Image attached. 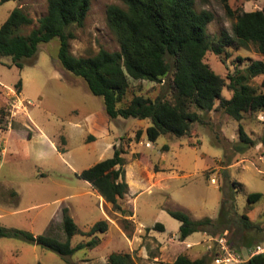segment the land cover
<instances>
[{"label": "rangeland", "instance_id": "1", "mask_svg": "<svg viewBox=\"0 0 264 264\" xmlns=\"http://www.w3.org/2000/svg\"><path fill=\"white\" fill-rule=\"evenodd\" d=\"M228 2L235 14L264 8V0ZM110 6L126 9L121 0H92L84 26L73 28L71 51L75 56L120 51L108 25ZM16 8L34 21L22 31L27 35L48 13V2L22 0L0 5V27ZM195 8L213 13L207 28L213 41L218 42L223 32L234 36L235 14L230 15L221 1L196 0ZM58 50V39L41 44L33 58L22 61L23 70L12 58L0 56V228L65 241L63 215L68 209L80 230L72 246L92 239L99 244L64 260L37 243L0 238V264H109L113 253L131 255L134 264H169L181 255L217 264L223 237L245 264L249 249L264 246V111L246 113L236 121L218 108L219 102L207 113L192 107L202 122L195 123L189 135H164L152 142L146 135L150 120L111 119L103 99L61 66ZM253 61L264 62L253 43L227 47L221 55L209 51L204 58L225 81L222 95L227 99L233 96L230 77L246 73ZM171 78L161 83L129 79L118 108L136 96L163 97L174 103L177 95ZM263 79L250 78L258 94H264ZM240 127L255 143L245 151L240 150ZM117 149L125 159L129 185V192L119 201L120 210L78 176L112 158ZM252 193L263 196L250 203ZM170 210L183 211L194 221L209 218L213 223L182 240L181 223ZM99 221H107L108 230L88 235Z\"/></svg>", "mask_w": 264, "mask_h": 264}, {"label": "trees", "instance_id": "2", "mask_svg": "<svg viewBox=\"0 0 264 264\" xmlns=\"http://www.w3.org/2000/svg\"><path fill=\"white\" fill-rule=\"evenodd\" d=\"M9 1L22 0H0V5ZM121 1L126 9L110 6L107 11L108 25L120 44L119 52L100 50L94 56H75L71 51V41L75 38L73 28L84 26L92 0H47L48 13L39 19V26L27 35L22 31L33 24V19L20 8L11 12L0 27V56L12 58L13 64L23 70L22 61L33 58L41 44L58 39L57 58L61 66L82 78L91 94L103 99L105 111L111 119L150 120L152 124L146 130V135L152 142L164 135L178 138L189 135L193 125L202 122V116L192 112V107L207 113L215 110V104L219 102L218 108L236 121L242 120L246 113L264 111V94L256 93L249 84L251 77L264 76L263 61H253L246 73L230 77L233 91L230 99L222 95L225 81L204 62L209 51L221 55L227 47H246L250 43L255 44L258 52L264 56V8L235 14L228 0H219L230 15L235 14L236 22L233 37L223 32L219 41L215 42L207 32L214 15L206 10L197 11L196 0ZM170 76L177 95L174 103L163 97L151 100L136 96L127 106L118 108L127 94L129 79L161 83ZM20 86L21 81L17 84L18 91ZM240 138V150L255 146L242 127ZM124 165L122 151L117 149L112 158L98 162L78 176L90 183L106 202L120 210L119 201L129 192ZM262 196L252 193L248 201L257 203ZM168 213L181 223L182 240L213 223L209 218L194 221L183 211L170 210ZM242 218L247 220V217ZM157 227L164 230L162 224H157ZM108 228L107 221H99L87 234L105 233ZM63 230L65 241L50 235L36 236L27 231L4 228H0V238L37 243L64 260L99 244L98 239H92L72 246L71 241L80 230L68 209H64ZM109 264L134 263L129 254L113 253ZM169 264H207V259L192 260L181 255ZM245 264H264V254L253 257Z\"/></svg>", "mask_w": 264, "mask_h": 264}, {"label": "built area", "instance_id": "3", "mask_svg": "<svg viewBox=\"0 0 264 264\" xmlns=\"http://www.w3.org/2000/svg\"><path fill=\"white\" fill-rule=\"evenodd\" d=\"M219 244H220V253L219 255L216 256V259H215L217 264H241L245 262L244 259L242 258V255L234 253L232 251L225 237H223L219 241ZM260 254H264V246L255 245L253 248L249 249L246 252V261L248 262L253 257L260 255Z\"/></svg>", "mask_w": 264, "mask_h": 264}]
</instances>
